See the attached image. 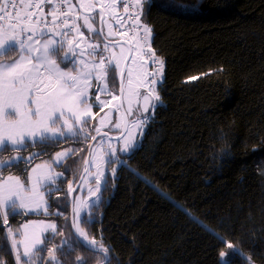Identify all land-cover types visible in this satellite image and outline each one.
<instances>
[{
	"label": "trees",
	"instance_id": "16d2710c",
	"mask_svg": "<svg viewBox=\"0 0 264 264\" xmlns=\"http://www.w3.org/2000/svg\"><path fill=\"white\" fill-rule=\"evenodd\" d=\"M141 19L164 60L162 103L91 213L95 222L81 226L107 249L106 264H264V0H147ZM91 142L50 148L34 163L83 148L61 167L75 186ZM61 189L68 219L50 216L63 235L49 248L73 238ZM26 219L9 215V226ZM5 236L0 226V262L16 264ZM55 255L60 264L106 261L82 247Z\"/></svg>",
	"mask_w": 264,
	"mask_h": 264
},
{
	"label": "snow or ice",
	"instance_id": "6c2138e0",
	"mask_svg": "<svg viewBox=\"0 0 264 264\" xmlns=\"http://www.w3.org/2000/svg\"><path fill=\"white\" fill-rule=\"evenodd\" d=\"M144 3L0 0V226L6 229L4 238L11 242L16 264H60L57 247L62 255L81 247L107 252L81 226V210L91 207L87 200L72 202V242L64 239L52 248L47 244L63 235L55 222L30 219L13 229L9 215L15 218L34 213L68 219L62 210L67 201L56 196L61 185H67V194L76 187L82 191L86 187L87 198L96 197L93 204H98L102 187L105 191L111 188L116 173L111 165L121 163L113 145L121 144L123 154L139 147L134 143L136 135L139 132L142 141L144 127L162 103L158 87L164 81V60L152 47L151 27L141 19ZM46 4L51 5L47 13ZM105 109L117 113L119 119L113 123ZM100 113L104 115L94 124ZM109 125L110 131L119 130V135L102 131ZM98 136L102 138L97 146L89 145L91 163L83 161L80 183L75 187L55 168L63 167L83 148H65L50 161L34 163L50 148L69 142L87 144L97 141ZM37 147L40 152L21 155ZM5 153L16 155L3 159ZM106 167L110 168L107 176ZM12 168L22 170L26 179L2 175ZM48 198L53 200L51 205ZM89 217L91 213L85 216V225L95 222ZM224 243L233 248L232 243ZM41 252L48 260L40 257Z\"/></svg>",
	"mask_w": 264,
	"mask_h": 264
},
{
	"label": "rangeland",
	"instance_id": "374dc122",
	"mask_svg": "<svg viewBox=\"0 0 264 264\" xmlns=\"http://www.w3.org/2000/svg\"><path fill=\"white\" fill-rule=\"evenodd\" d=\"M74 2H75V0H74ZM82 30H83V29H82ZM84 31H85V34L87 35L86 30H84ZM152 39H153V33H152ZM0 60H3V59L0 58ZM4 62H9V61L4 60ZM61 67H63V65H61ZM158 88H159V87H158ZM102 99H104V97H102ZM113 103L115 104V102H113ZM93 111L96 112L97 109L94 107V108H93ZM105 112H107V113L109 114V117L112 119L113 123H115V122L119 119V115H118L117 113L113 112L111 109H105ZM149 114L151 115V113H149ZM103 115H104V113H100L99 116H97V120H96V121H93V123L96 124L97 121L99 120L100 116H103ZM145 128H146V126L144 127L143 135H144V132H145ZM110 129H111V125H109L107 128L102 129V131H108V132H110V135L113 136V137L119 135V130H111V131H110ZM93 134H95V133H93ZM101 138H102V137H100V136L97 137V141H95V144H94L93 148H95V147L97 146L98 141H99ZM122 139H123V137H121V140H122ZM140 142H141V139H140V134H139V132H138L137 135H136V139H135L134 143H135L136 145H140ZM113 146L117 148V157H118V158L120 159V161H121V163L111 165V167H114V168L116 169V173H115V176H114V178H116L119 169H120L122 166L127 165V158H128V156L131 155V154H132V153H133L138 147L131 149V150H130L128 153H126V154H123V153H121V151H120V148H121V146H122L121 144H114ZM105 147H106V146H105ZM60 151H61V150H60ZM32 152H38V151H37V150H33ZM29 154H31V153H27L26 155H29ZM14 155H16V154L14 153ZM14 155H13V156H14ZM21 155H24V154L21 153ZM54 156H55V154L52 156V158H53ZM11 158H12V156H11V157H5V158H3V159H11ZM52 158H50V159H48V160H45V161H50ZM114 159H115V158H114ZM40 162H41V161L36 162V163H40ZM89 163H91L90 160H89ZM84 166H85V165H84ZM55 170H56L57 172H63L62 169H61V167H59V166H57V167L55 168ZM109 172H110V168L106 167V169H105V175L107 176V175L109 174ZM2 175H3L4 177H6V176H8V175L20 176V175H17V174H7V175H6V174H4V172L2 173ZM20 177H21V179H26L25 176H24V177L20 176ZM79 177H80V176H79ZM79 177L76 178L77 181H78V178H79ZM114 178H113V180H114ZM105 192H106V191H105V190L103 189V187H102L101 192L97 194V195L99 196V203H98V204H93V200H95L96 197H93L92 199H88V198H87V188L85 187V188L83 189V191H82L81 188L79 187V189H78L77 192L75 193L74 200H77V199H79V200H87V203H88L89 205H91L90 208H84V209L81 210V220H80V222H82V221L84 220L85 216L88 215V213H92L93 210L97 208L96 206H98V205L101 204V202H102V200H103V194H104ZM94 206H95V208H93ZM23 217H27V219L24 220L23 223L29 221L30 219L51 221V222H55V223H56V225H57V229H58V224H57V222L54 221V220H52V219H50V216H45V215H43V214L29 213L27 216H23ZM89 218H91V217H89ZM23 223H22V224H23ZM22 224H21V225H22ZM48 235H51V233H48ZM17 238H19L18 235H17ZM20 251H21V253H22V251H23L22 246L20 247ZM14 254H15V251H14Z\"/></svg>",
	"mask_w": 264,
	"mask_h": 264
},
{
	"label": "water",
	"instance_id": "95a60500",
	"mask_svg": "<svg viewBox=\"0 0 264 264\" xmlns=\"http://www.w3.org/2000/svg\"><path fill=\"white\" fill-rule=\"evenodd\" d=\"M77 2H78V0H76V3ZM94 14L95 13H93V15ZM94 144H95V141H92L91 144H90L92 148H93ZM89 151H90V147L88 148V152ZM86 159H89L90 160V157L88 156V154H87ZM79 183H80V180H78V182L75 184V186L77 184H79ZM78 189H79V187H76V191L70 194V203H71V205H72V202L74 201L75 193L77 192ZM70 221H72V207L71 206H70ZM72 231L74 233L75 232V229L72 228ZM99 253H101V252H99ZM102 254L106 257V261L104 263H102V264H106L109 261L110 257H109V255L107 253H102ZM222 258H224V256Z\"/></svg>",
	"mask_w": 264,
	"mask_h": 264
},
{
	"label": "built area",
	"instance_id": "2783aa9c",
	"mask_svg": "<svg viewBox=\"0 0 264 264\" xmlns=\"http://www.w3.org/2000/svg\"><path fill=\"white\" fill-rule=\"evenodd\" d=\"M26 2H27V0H26ZM33 2H34V0H33ZM146 2H147V0H145L144 7H145ZM50 7H51V5H47L46 4L45 7H44V11L47 13ZM49 19H50V17H49Z\"/></svg>",
	"mask_w": 264,
	"mask_h": 264
}]
</instances>
